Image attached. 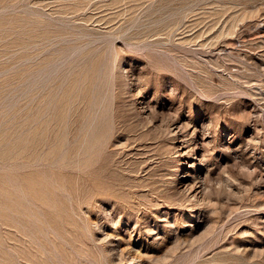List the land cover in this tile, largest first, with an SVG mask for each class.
Here are the masks:
<instances>
[{
  "label": "rangeland",
  "instance_id": "rangeland-1",
  "mask_svg": "<svg viewBox=\"0 0 264 264\" xmlns=\"http://www.w3.org/2000/svg\"><path fill=\"white\" fill-rule=\"evenodd\" d=\"M0 264H264V0H0Z\"/></svg>",
  "mask_w": 264,
  "mask_h": 264
},
{
  "label": "bare ground",
  "instance_id": "bare-ground-1",
  "mask_svg": "<svg viewBox=\"0 0 264 264\" xmlns=\"http://www.w3.org/2000/svg\"><path fill=\"white\" fill-rule=\"evenodd\" d=\"M220 45V44H219ZM242 88V87H241ZM251 92V91H250ZM252 93V92H251Z\"/></svg>",
  "mask_w": 264,
  "mask_h": 264
}]
</instances>
